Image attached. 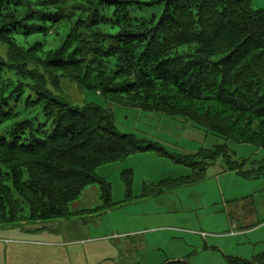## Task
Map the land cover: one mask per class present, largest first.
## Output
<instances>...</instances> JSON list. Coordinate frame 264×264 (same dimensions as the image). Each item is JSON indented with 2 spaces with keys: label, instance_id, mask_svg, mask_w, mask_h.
Returning a JSON list of instances; mask_svg holds the SVG:
<instances>
[{
  "label": "trees",
  "instance_id": "16d2710c",
  "mask_svg": "<svg viewBox=\"0 0 264 264\" xmlns=\"http://www.w3.org/2000/svg\"><path fill=\"white\" fill-rule=\"evenodd\" d=\"M130 3L0 0V226L84 213L69 204L91 184L109 204L110 186L95 169L131 155L155 152L191 169L159 184L169 188L203 179L196 158H228L224 147L185 156L120 133L103 108L59 95L61 80L264 149V11L248 0H163L154 22L131 17ZM25 88L34 98L24 99ZM37 108L45 122L35 125ZM130 173L123 172L127 190Z\"/></svg>",
  "mask_w": 264,
  "mask_h": 264
},
{
  "label": "rangeland",
  "instance_id": "374dc122",
  "mask_svg": "<svg viewBox=\"0 0 264 264\" xmlns=\"http://www.w3.org/2000/svg\"><path fill=\"white\" fill-rule=\"evenodd\" d=\"M130 1L131 17L154 22L164 6L163 0ZM248 1L264 11V0ZM4 49L0 44L2 56ZM58 94L81 107L94 103L112 115L118 132L160 143L169 153L224 147L228 158H196L205 164L203 179L176 188L159 184L191 175V169L155 152L100 166L95 174L110 186L109 204L91 184L69 204L71 213H84L0 226V264H230L227 257L264 264V149L223 140L183 118L118 105L94 90L82 93L66 80ZM29 96L34 98L25 88L24 99ZM30 114L35 125L45 122L39 108ZM226 161L239 164L238 171L228 170Z\"/></svg>",
  "mask_w": 264,
  "mask_h": 264
},
{
  "label": "crops",
  "instance_id": "0c3cea01",
  "mask_svg": "<svg viewBox=\"0 0 264 264\" xmlns=\"http://www.w3.org/2000/svg\"><path fill=\"white\" fill-rule=\"evenodd\" d=\"M154 143H156V142H154ZM158 144V143H157ZM160 144V143H159ZM199 182H201V181H199ZM199 182H197V183H199ZM197 183H195V184H192V185H196ZM192 185H185V186H192ZM185 186H183V187H185Z\"/></svg>",
  "mask_w": 264,
  "mask_h": 264
}]
</instances>
